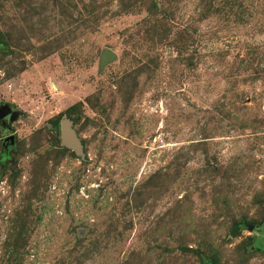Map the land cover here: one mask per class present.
<instances>
[{
  "label": "rangeland",
  "instance_id": "1",
  "mask_svg": "<svg viewBox=\"0 0 264 264\" xmlns=\"http://www.w3.org/2000/svg\"><path fill=\"white\" fill-rule=\"evenodd\" d=\"M0 105V264H264V0H0Z\"/></svg>",
  "mask_w": 264,
  "mask_h": 264
},
{
  "label": "water",
  "instance_id": "2",
  "mask_svg": "<svg viewBox=\"0 0 264 264\" xmlns=\"http://www.w3.org/2000/svg\"><path fill=\"white\" fill-rule=\"evenodd\" d=\"M114 57V54L109 51L105 50L102 56V62H106ZM11 113V109L7 105H0V114L5 116ZM61 132H62V140L64 143L68 145H75L76 139L74 137V134L72 130L70 129V125L68 121H63L61 123ZM13 137H9L6 139V141H13Z\"/></svg>",
  "mask_w": 264,
  "mask_h": 264
}]
</instances>
